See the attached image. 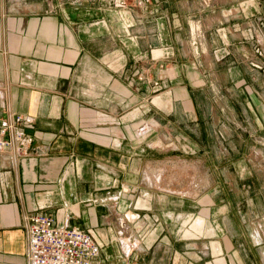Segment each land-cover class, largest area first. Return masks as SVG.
Segmentation results:
<instances>
[{
	"label": "crops",
	"instance_id": "obj_1",
	"mask_svg": "<svg viewBox=\"0 0 264 264\" xmlns=\"http://www.w3.org/2000/svg\"><path fill=\"white\" fill-rule=\"evenodd\" d=\"M173 2L0 0V116H31L19 127L33 137L21 154L0 151V264H27L26 227L37 212L91 231L103 264H264L253 192L236 202L214 190L204 203L187 197L186 209L184 195L154 184L168 174L165 147L152 145L164 125L140 131L135 106L148 121L154 111L196 119L186 109L197 101L188 71L201 62L175 57L173 75L162 62L168 52L221 47L208 30L198 46L183 35ZM159 74L160 88L178 87L151 94Z\"/></svg>",
	"mask_w": 264,
	"mask_h": 264
},
{
	"label": "rangeland",
	"instance_id": "obj_2",
	"mask_svg": "<svg viewBox=\"0 0 264 264\" xmlns=\"http://www.w3.org/2000/svg\"><path fill=\"white\" fill-rule=\"evenodd\" d=\"M172 4L185 17L179 24L182 34L188 32L194 45H200L198 32L208 30L221 47L203 55L198 48L195 54L168 52L162 62L170 75L177 71L175 57L201 62L188 71L190 79L195 78L188 89L192 88L197 101L186 109L195 110L196 119L188 112L185 117L171 112L161 119L154 111L148 121L149 115L140 116L139 104L135 106L140 131L148 125H164L162 133L152 136V145L165 147L168 174L161 179L157 174L154 184L170 195H184L186 209L187 197H201L204 203L210 192L225 190L232 191L239 202L247 190L250 197L255 194L253 205L264 214V0H175ZM241 35L244 43L237 46L222 42H238ZM162 79L159 74L153 81L151 94L178 87L173 81L160 88ZM153 103L154 110L161 105L155 98ZM172 109L182 108L174 103ZM172 199L169 205L176 206Z\"/></svg>",
	"mask_w": 264,
	"mask_h": 264
},
{
	"label": "built area",
	"instance_id": "obj_3",
	"mask_svg": "<svg viewBox=\"0 0 264 264\" xmlns=\"http://www.w3.org/2000/svg\"><path fill=\"white\" fill-rule=\"evenodd\" d=\"M30 122L29 115L0 116V151L13 149L21 154L32 144L33 137L19 127ZM26 236L27 264H103L99 259L101 246L91 231L60 226L43 212L29 217ZM128 249L133 250V245Z\"/></svg>",
	"mask_w": 264,
	"mask_h": 264
},
{
	"label": "bare ground",
	"instance_id": "obj_4",
	"mask_svg": "<svg viewBox=\"0 0 264 264\" xmlns=\"http://www.w3.org/2000/svg\"><path fill=\"white\" fill-rule=\"evenodd\" d=\"M127 250L129 251V249L127 248Z\"/></svg>",
	"mask_w": 264,
	"mask_h": 264
}]
</instances>
